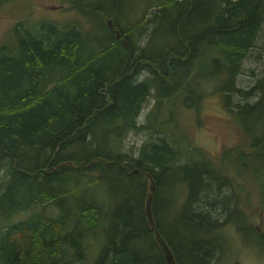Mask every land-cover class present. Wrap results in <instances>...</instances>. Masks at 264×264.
Here are the masks:
<instances>
[{"label": "trees", "instance_id": "trees-1", "mask_svg": "<svg viewBox=\"0 0 264 264\" xmlns=\"http://www.w3.org/2000/svg\"><path fill=\"white\" fill-rule=\"evenodd\" d=\"M150 4L155 10L145 20V27L151 28L143 33L148 37L142 47L129 37L147 12L134 21L119 14L122 36L110 30L105 45L81 54L82 37L74 23L58 27L53 21H20L14 50L0 46V264H80L86 254L83 239L94 234L104 215L105 241L90 264H167L145 217V176L154 179L155 226L176 264H207L221 245L218 229L234 217L244 219L242 208L223 192L229 177L222 167L208 159L177 163L168 136L138 117L152 87L159 99L178 91L195 93L181 84L207 70V64L204 74L222 77L220 90L251 96L252 90L236 87L233 78L264 22V0ZM71 7H79L78 1ZM165 13L168 39L156 40ZM49 70L55 76L52 85ZM237 107L239 114L246 110L261 117L252 128L257 129L264 124V89L255 102ZM144 127L156 134L138 147L137 155L126 156L120 149L124 133ZM249 148L254 158L249 168L256 171L255 161L264 157V131ZM237 153L244 154L241 149ZM171 171L181 172L187 194L177 226L167 231L159 223V211L164 207L165 176ZM112 175L141 183L137 196L125 194L104 211L103 201L88 191L97 190L91 182H108ZM259 176L264 177V171ZM208 196V207H202ZM46 203L58 212L48 213ZM219 209L226 212L223 221L214 216Z\"/></svg>", "mask_w": 264, "mask_h": 264}, {"label": "rangeland", "instance_id": "rangeland-1", "mask_svg": "<svg viewBox=\"0 0 264 264\" xmlns=\"http://www.w3.org/2000/svg\"><path fill=\"white\" fill-rule=\"evenodd\" d=\"M72 1L75 0H0V46L7 45L14 50L17 43L15 25L20 21L24 24L53 21L58 23V27L74 23L82 37L81 54L105 45L111 36L110 30L122 29L123 26L116 22L119 14L124 16L125 21H134L141 18L143 12L148 14L144 15L139 26L136 25L137 30L129 37V42L141 47L146 45L148 36L145 34L150 30L151 24L145 27V20L150 15L149 12L155 10L150 4L152 0H77L79 7L75 9L71 7ZM167 16L165 13L161 29L155 35L156 40H160V37L168 39ZM22 26L18 25L19 30ZM205 68L208 70V64ZM205 71L184 78L181 85L195 91L189 96L178 91L174 95L159 99L155 96L156 89L152 87L138 120L168 136L176 152L177 163L188 159H208L222 167L229 177V185L224 186L223 192L230 194L236 205L242 208L244 219L241 221L234 217L218 229L217 236L221 245L207 264H264V177L259 176L264 171V157L255 161L256 171L250 170L248 162L251 160L253 165L254 161V158H250L253 153L250 155L249 143L263 133L264 124L252 130L255 124L257 126L261 122V117L258 118L255 112L247 113L246 110L240 114L237 112V104L255 102L264 89V82H261L264 74V22L233 78L236 87L251 89V96L246 98L236 90H220L218 85L223 80L222 77L217 78L214 73L206 75ZM53 73V70H49L47 80L51 79L50 85L54 82ZM153 128L128 130L124 133L120 149L126 156L137 155L138 147L156 134ZM240 149L244 154L237 153ZM180 176L181 172H169L162 188L164 207L159 211V223L167 231L177 226L176 220L180 217L178 212L187 194V185ZM145 179L144 192L148 190L149 184L147 176ZM140 183L138 179L129 180L125 176L112 175L108 182H91V186L97 185V190L88 193L101 199L105 204L104 211H108L110 205L116 203L121 196L129 193L137 196ZM206 199L209 200L210 196L200 203L202 207H208ZM220 201L224 202V196L221 195ZM232 206L233 204L228 208ZM39 207L40 205L33 208ZM31 210L20 212L14 219L23 218ZM46 210L50 214L58 212L55 206L48 203ZM218 211L221 212L214 216L223 221L226 212L222 209ZM106 217L93 228L95 236L90 234L84 237L86 254L80 264H90L97 256L99 247L105 241L103 227ZM241 224L243 228L239 226ZM259 233L262 235L258 236ZM69 251L72 252L71 249ZM72 264L78 262L74 261Z\"/></svg>", "mask_w": 264, "mask_h": 264}, {"label": "water", "instance_id": "water-1", "mask_svg": "<svg viewBox=\"0 0 264 264\" xmlns=\"http://www.w3.org/2000/svg\"><path fill=\"white\" fill-rule=\"evenodd\" d=\"M120 32L117 31L116 35H119ZM134 171H137V168L133 169ZM155 191V182L152 176H149V184H148V191L146 194L145 198V217L150 225V227L154 231L155 238L164 254L165 260L167 264H176L173 253L166 242L165 238L161 235L157 227L155 226L153 214H152V209H151V202H152V197Z\"/></svg>", "mask_w": 264, "mask_h": 264}, {"label": "flooded vegetation", "instance_id": "flooded-vegetation-1", "mask_svg": "<svg viewBox=\"0 0 264 264\" xmlns=\"http://www.w3.org/2000/svg\"><path fill=\"white\" fill-rule=\"evenodd\" d=\"M118 31V29H115V33ZM120 32V31H119ZM116 36H122V32H120V35H116ZM122 40H124V38H122ZM58 150V148H57Z\"/></svg>", "mask_w": 264, "mask_h": 264}]
</instances>
